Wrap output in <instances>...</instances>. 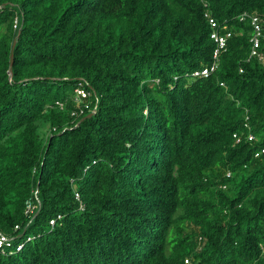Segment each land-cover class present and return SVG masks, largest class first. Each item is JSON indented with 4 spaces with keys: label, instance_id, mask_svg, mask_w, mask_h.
Instances as JSON below:
<instances>
[{
    "label": "trees",
    "instance_id": "16d2710c",
    "mask_svg": "<svg viewBox=\"0 0 264 264\" xmlns=\"http://www.w3.org/2000/svg\"><path fill=\"white\" fill-rule=\"evenodd\" d=\"M244 11L264 0H0V264H264ZM205 13L232 35L193 76Z\"/></svg>",
    "mask_w": 264,
    "mask_h": 264
},
{
    "label": "built area",
    "instance_id": "2783aa9c",
    "mask_svg": "<svg viewBox=\"0 0 264 264\" xmlns=\"http://www.w3.org/2000/svg\"><path fill=\"white\" fill-rule=\"evenodd\" d=\"M205 16L208 18V23L211 28L210 39L215 45L212 53L213 61L209 66H205L204 68L193 72V76H207L217 68L219 55L223 50H225L227 40L232 35V32L227 29L226 25H219L214 20V18L209 16L207 13H205ZM239 20H248L251 26L252 33L249 39V42L251 44L249 57H255L259 61H263L264 57L258 49L261 42L264 40V17L256 12L248 13L244 11L239 14ZM76 92L81 96H85L86 94H88L80 88L76 89ZM252 137L253 136L251 134L248 135V139H252ZM262 153H264V147L255 152V156H259ZM29 207L30 204L28 203V208ZM11 240V238L0 233V246H3V244H5L6 246H10ZM21 246L22 244H19L17 246V250H19Z\"/></svg>",
    "mask_w": 264,
    "mask_h": 264
},
{
    "label": "water",
    "instance_id": "95a60500",
    "mask_svg": "<svg viewBox=\"0 0 264 264\" xmlns=\"http://www.w3.org/2000/svg\"><path fill=\"white\" fill-rule=\"evenodd\" d=\"M19 33H20V31L17 32V34H16L17 37L19 36ZM15 42H16V39L13 40L12 49H11V53H10V65H9L10 68L12 66V61H13V47L15 45ZM9 72L11 74V70ZM91 115H92V113H89L86 117H90ZM83 118H85V117H83Z\"/></svg>",
    "mask_w": 264,
    "mask_h": 264
},
{
    "label": "rangeland",
    "instance_id": "374dc122",
    "mask_svg": "<svg viewBox=\"0 0 264 264\" xmlns=\"http://www.w3.org/2000/svg\"><path fill=\"white\" fill-rule=\"evenodd\" d=\"M45 130H46V128H45Z\"/></svg>",
    "mask_w": 264,
    "mask_h": 264
}]
</instances>
